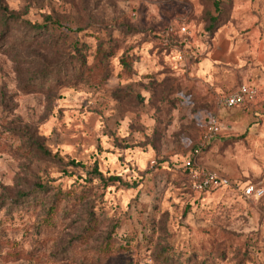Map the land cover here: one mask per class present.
<instances>
[{"label":"rangeland","instance_id":"1","mask_svg":"<svg viewBox=\"0 0 264 264\" xmlns=\"http://www.w3.org/2000/svg\"><path fill=\"white\" fill-rule=\"evenodd\" d=\"M211 1L1 0L19 21L5 26L0 7V201L45 184L74 198L76 208L42 235L37 231L43 203L8 216L3 211L0 238L15 240L25 256L0 255V264H161L156 256L170 249L180 259L176 264H264V197L243 196L248 185L264 189L258 173L264 159L259 145L247 139L264 124V111L238 123V136L226 139L238 154L241 176L230 177L237 187L197 194L184 175L166 179V163L184 162L193 135L183 140L179 154L166 148V67L156 55L166 52L158 33L171 23L185 25L191 31L188 46L204 54ZM233 2L242 32L264 41V0ZM50 18L58 24L54 31L35 32L28 25ZM102 52L108 54L99 70L105 83L80 77L84 64L98 71ZM126 53L136 57L128 77L119 75ZM246 83L260 90L248 106L262 107V84ZM190 87L187 105L205 93L197 82ZM241 113L242 108L234 117ZM194 120L201 129L203 115ZM222 123L221 135L227 131ZM38 145L49 155L39 153ZM95 168L104 182L91 175ZM110 178L115 180L106 185ZM53 195L45 193V200ZM94 221V237L63 253ZM105 243L112 254L94 263L82 259L81 250H100Z\"/></svg>","mask_w":264,"mask_h":264},{"label":"trees","instance_id":"2","mask_svg":"<svg viewBox=\"0 0 264 264\" xmlns=\"http://www.w3.org/2000/svg\"><path fill=\"white\" fill-rule=\"evenodd\" d=\"M234 6L235 5L233 0L211 1V11L207 14L206 18L207 26L203 31V35L208 44L207 50L204 54L196 56L195 52L188 46L187 41L189 40V38H191V36H180L179 38L173 40V44L176 46L185 47L188 51H190L191 55L194 57L193 65H197L204 58L205 54H207L217 32L232 20L235 9ZM0 7L1 11L3 12L2 17L4 21L2 23L5 26L8 25L9 21H19L18 16L10 13V10L7 6ZM28 25L31 26L30 29L35 32H48V30L54 31L58 26V24L52 21L51 18L50 20H46L42 24L32 25L28 22ZM162 50L166 52V54L156 55L157 58L162 59V61L159 60V65L162 67H166V86H164V89L166 87V141L170 142V145L166 148L169 149L170 152L172 151L175 154H179V148L181 147V149H183V140L188 138V135H193V146L189 152V155L185 157L184 162L176 165H170L169 163H166V172H168V175L166 173V179H169L170 175L173 173L184 175L191 190L190 181L188 178L189 171L186 168L185 163L186 160L191 157L192 152L196 147L197 141L200 135L203 133L210 116L214 114V103L209 94L205 92L200 98L191 100L189 105L186 104L185 100L187 97V93H190V89L193 87L192 86L189 89L187 88V85L190 83L188 82V80H186V78H188L186 67L178 66L176 52L173 48H162ZM100 53L98 54L96 59L99 57ZM112 55L113 54H111V56ZM137 56L139 58L138 60H140L142 54H137ZM101 57L102 58L99 62V65L98 67H96V70H98L97 72L91 71V68H89L87 64H84L83 67L78 68L79 76L83 79H86L87 81L101 82L103 80V82L105 83V78L100 79L99 70L101 69L102 65L104 66V62L102 64V59L108 57V54L104 56V53L102 52ZM142 60L140 61L141 63H137L139 65L138 69L140 70L138 71L141 74L145 73L144 71H147V69L145 68L146 63L144 62L145 64H143ZM135 62L136 57L133 54H124L120 60L122 70L120 71L119 75L128 77L129 75L133 74V64ZM55 80L56 82H58L57 78ZM239 86L240 85H238V87ZM186 88L188 90H186ZM237 88H235L234 90H236ZM199 115H203V121L200 123L202 125L201 129H197V125L195 126V123L197 122L194 120V118ZM37 151L39 153L49 155V153L42 146L38 145ZM71 164L75 165L76 167H82L85 169V165L83 164H79L74 161H72ZM93 173L94 174L91 175L95 176L96 179L99 178L102 182L105 181L103 174L99 172L97 168L93 170ZM114 180V178H110L109 180H107L106 185H109V183ZM47 192H53L54 195L46 201L44 196ZM41 203H43L44 210L43 213L40 214V219H38L39 222L37 231V233L41 235L48 234V231H50L51 229L54 230L61 223H64L65 219L70 217V215H72L76 208V202L74 198H71V196H68V194H62V192L57 191L55 187L40 184L36 188H33L26 193L19 192L17 196L12 198V200H9L8 198L1 200L0 214L5 211V216H8L10 212L12 215V212L14 210H17L21 207L36 208L37 206H42ZM96 227L98 226L97 224H95V221L91 226L86 225V227L82 230L80 236L68 243L63 253L65 252L66 255H69L72 251L81 249V247L86 245L89 240L94 237L97 230ZM3 232L4 230L1 229L0 233ZM0 247H7L6 252L0 250V255L5 259H17L25 256L22 251L18 250L17 242L15 240L0 238ZM170 251L171 249L168 250L164 255L158 254L155 260L161 264L180 263V259L178 258V256H175V251H173L172 254H169ZM112 253L113 250L111 249V245L109 243H105L100 250L94 251L83 249L81 250L80 255L85 262L88 261L90 263H94L101 261L103 258ZM183 264H189V262ZM196 264L204 263L200 261Z\"/></svg>","mask_w":264,"mask_h":264},{"label":"crops","instance_id":"3","mask_svg":"<svg viewBox=\"0 0 264 264\" xmlns=\"http://www.w3.org/2000/svg\"><path fill=\"white\" fill-rule=\"evenodd\" d=\"M235 9L232 20L217 32L210 49L201 62L193 65L194 57L190 54L186 62L178 65L186 67L188 72L186 80L189 83L197 82L209 94L214 103V111L219 113L227 129L202 154L199 163L231 180L238 179L241 175L238 168V154L233 152L231 143H227L226 139L238 136L235 134L238 123L249 121L250 118L264 111V105L262 107L246 106L242 108V116L234 117L236 112L240 113V108L238 110L237 108L217 110L219 95L231 94L239 83L260 82L264 95V41H260L252 32L247 34L242 32L243 25L236 20L238 15ZM247 139L259 145L258 153L264 159V124L260 125L257 133H248ZM258 173L261 175V183L264 184V168H259Z\"/></svg>","mask_w":264,"mask_h":264},{"label":"built area","instance_id":"4","mask_svg":"<svg viewBox=\"0 0 264 264\" xmlns=\"http://www.w3.org/2000/svg\"><path fill=\"white\" fill-rule=\"evenodd\" d=\"M180 36H191V31L185 25L171 23L158 33L159 44L162 48H173L176 52L177 64L180 65L189 58L190 53L185 47L176 46L173 40ZM260 94L259 87L255 84L244 83L229 95H221L217 98V110L244 108L254 102ZM224 125L216 112L210 116L203 133L200 135L192 155L186 160L188 178L191 190L197 194H204L220 188H235L237 183L219 173L203 167L199 159L212 144L220 137ZM264 189L248 185L243 189L246 198L259 199L263 197Z\"/></svg>","mask_w":264,"mask_h":264}]
</instances>
